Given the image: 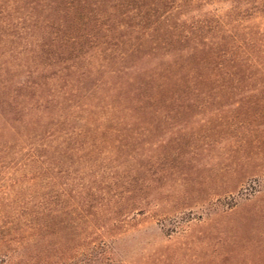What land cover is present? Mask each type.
<instances>
[{"label": "trees", "instance_id": "16d2710c", "mask_svg": "<svg viewBox=\"0 0 264 264\" xmlns=\"http://www.w3.org/2000/svg\"><path fill=\"white\" fill-rule=\"evenodd\" d=\"M209 1L0 0V264H125L122 238L155 210L106 178L124 167L100 133L201 84L264 94V0Z\"/></svg>", "mask_w": 264, "mask_h": 264}, {"label": "rangeland", "instance_id": "374dc122", "mask_svg": "<svg viewBox=\"0 0 264 264\" xmlns=\"http://www.w3.org/2000/svg\"><path fill=\"white\" fill-rule=\"evenodd\" d=\"M231 1L205 9L223 13ZM255 87L201 84L197 96L160 97L132 125L100 133L117 148L110 161L124 167L106 178L137 182L119 192L150 196L155 210L122 238L125 264H264V94ZM213 212L228 215L205 231L201 222ZM161 213L166 236L153 217Z\"/></svg>", "mask_w": 264, "mask_h": 264}]
</instances>
